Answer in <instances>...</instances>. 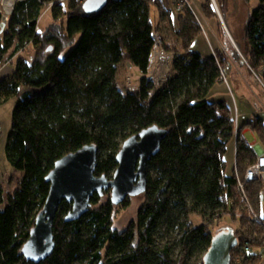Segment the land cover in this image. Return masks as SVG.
Returning <instances> with one entry per match:
<instances>
[{
  "label": "trees",
  "instance_id": "1",
  "mask_svg": "<svg viewBox=\"0 0 264 264\" xmlns=\"http://www.w3.org/2000/svg\"><path fill=\"white\" fill-rule=\"evenodd\" d=\"M86 1L22 0L0 34V67L34 49L31 61L18 58L13 75L0 80V106L18 100L5 151L22 174L8 200L0 184V206L7 203L0 210V264H203L214 238L211 230L225 219L238 225L239 243L230 264H261L264 181L247 180L258 157L243 131H252L264 148V119L237 126L231 103L211 97L216 85L225 84L226 52L217 49L204 57L193 50L203 30L185 10L177 19L175 41H163L164 51L174 54L170 79L152 96L147 77L155 47L151 7L160 10L162 19L172 11L161 0H107L99 11L87 12ZM226 1L217 0L220 12ZM45 9L53 22L41 33L38 23ZM201 13L218 23L223 39L226 32L211 0L201 5ZM246 39V67L264 84V0L250 15ZM234 55L240 59L237 51ZM125 62L142 73L135 91L124 92L118 85ZM151 126L168 135L147 165L137 219L121 231L114 227L120 206L110 191L94 196L87 215L76 222L66 221L73 205L64 201L53 226L55 250L44 261L29 260L23 247L45 206L47 178L56 163L96 145L95 176L112 178L123 143ZM232 145L236 155L228 163ZM130 199L121 205L129 207ZM194 216L202 220L199 227Z\"/></svg>",
  "mask_w": 264,
  "mask_h": 264
},
{
  "label": "water",
  "instance_id": "2",
  "mask_svg": "<svg viewBox=\"0 0 264 264\" xmlns=\"http://www.w3.org/2000/svg\"><path fill=\"white\" fill-rule=\"evenodd\" d=\"M18 2L22 0H18L15 7ZM106 3L107 0H87L85 8L87 12H96ZM214 7L218 10L216 3ZM13 11L10 15L4 12L0 34L6 29ZM167 135L165 129L151 126L139 132V135L130 137L118 153V169L112 178L95 176L99 152L96 145H86L83 149L62 157L47 178L51 185L49 195L30 232L29 240L23 247L26 257L41 262L53 253V226L64 201L73 205L66 221L76 222L87 215L92 206L91 199L96 195L104 196L110 191L111 200L116 206H120L128 198L141 196L146 191L148 182L147 165L160 152L162 141ZM211 242L203 264H230L232 253L239 243L235 231L229 229L218 233Z\"/></svg>",
  "mask_w": 264,
  "mask_h": 264
},
{
  "label": "rangeland",
  "instance_id": "3",
  "mask_svg": "<svg viewBox=\"0 0 264 264\" xmlns=\"http://www.w3.org/2000/svg\"><path fill=\"white\" fill-rule=\"evenodd\" d=\"M61 2L67 5V0H61ZM215 3L218 7L217 0H215ZM200 5L201 0L197 2V5H195L192 0V8H194L197 15L196 19H199L198 21L200 22V27L203 30L202 36L195 40L193 50L201 53L202 55H206V57H211L212 55L214 56L217 49L224 53L226 52L227 56L231 55V62L230 59H228L229 67L225 73L227 77L225 79V84H223L225 98L228 99L231 105L235 108L236 117L238 119L243 111H246L248 114L253 113L254 111L257 117L264 118V86L259 82L256 76L253 75V73L252 75L251 73H249L250 76L248 77L244 76L247 75L246 73H248L246 67L247 63L245 62V60L250 54L249 41L246 39V30L251 13L259 7V0H251L250 3H246L244 2V0H227L223 5L221 12L219 7L218 10L216 8L217 17L219 19L218 22L221 23L222 28L225 29L226 32V36H224L223 39H221V33L217 27L218 23L216 22L217 24H214L213 22H208L207 20H205L197 8ZM172 9L173 11L171 12V14L173 16V19L176 21V23H178L177 19L179 17V14L176 12V9ZM152 10L151 21H153L154 27L156 28L157 24H159L160 22L159 10L154 7L152 8ZM52 19L53 18L50 9H45L38 23V31L41 33L46 32V30L53 22ZM209 26L212 30L215 31L216 36L218 37L220 42L215 39L216 37L214 33L209 30ZM159 35L161 36V34ZM230 49L232 51L231 54L229 52ZM33 50L34 49L32 48V46H30L27 48V50L24 51V53H21L18 57L13 59V61H5L0 67V80H2L4 77L13 75V71L18 62V58H23L24 60L26 59L28 61H31ZM236 51L240 56L239 60L234 56ZM241 62L245 63V68L241 65ZM121 67L122 68H120V71L117 75L118 85L120 89L124 92L128 90H137V88L140 87L142 79V73L140 72V70L137 67L133 68L130 65L126 66V62ZM169 67L170 66H168V68ZM238 70L240 71L238 72L240 73V75H238L237 78L234 79V81L236 82L235 83L233 81V78L231 77L230 71L237 72ZM159 82H161V80H159ZM17 101V98H15L0 106V184H2L4 195H6V200H8L10 196H12L13 192L18 188L20 184L19 182L22 179V174L20 172H16L11 166L10 162L7 161L5 151L6 143L8 141L7 138L9 132L12 130V114ZM252 138L253 135L251 132L247 136V139L251 142ZM258 151H260L261 153L264 152L261 148H259ZM232 155V147H230L229 154L227 156L228 163L232 161ZM130 201L131 203L129 207L124 208L122 205H120V207L117 208L114 212L113 224L114 227L119 231L127 228L132 220L137 219L139 213L138 211L143 202L140 196L131 197ZM6 207L7 203H4L0 206V210H4L6 209ZM192 221L197 227L202 224V220L200 219V217L198 218L194 216L192 217ZM229 229L236 232L238 229V225L234 224V222H232L230 219H225L221 221L220 224L213 227L211 231H213V235L214 237H216L218 233L227 232ZM261 264H264V259L261 261Z\"/></svg>",
  "mask_w": 264,
  "mask_h": 264
},
{
  "label": "built area",
  "instance_id": "4",
  "mask_svg": "<svg viewBox=\"0 0 264 264\" xmlns=\"http://www.w3.org/2000/svg\"><path fill=\"white\" fill-rule=\"evenodd\" d=\"M212 2L214 4L215 0H212ZM172 6L174 9H176V12L178 14L183 13V11L185 10H189L192 11L194 16L197 18L195 10L194 8H192V0H172ZM154 40L155 47L152 54L153 57L148 71L149 76L147 75V77H149V79L153 83L154 89L151 92L152 96L158 94L170 79V73L172 69L171 63L174 57V54H167L166 52H164V44L162 43V37L158 33L154 35ZM168 66L170 67L168 68ZM255 76L261 83L259 77L256 74ZM159 80H161V82H159ZM254 150L256 151L258 157V163L252 166V168L248 171L247 180L249 182H253V180L264 181V152L261 153L256 148ZM242 189L243 185L240 186V190ZM246 250H248V247H246ZM260 251L262 254H264V248H262Z\"/></svg>",
  "mask_w": 264,
  "mask_h": 264
},
{
  "label": "crops",
  "instance_id": "5",
  "mask_svg": "<svg viewBox=\"0 0 264 264\" xmlns=\"http://www.w3.org/2000/svg\"><path fill=\"white\" fill-rule=\"evenodd\" d=\"M162 1V3H163V6H164V8L165 9H169V10H171V11H173V6H172V0H161ZM198 1H200V0H193V2H194V4L195 5H197V2ZM205 2V0H201V5L203 4ZM201 5L199 6V7H197L198 8V10H199V12L201 13ZM157 8V7H155V6H152L151 7V15H152V8ZM157 10H159L158 8H157ZM181 14V13H180ZM179 14V15H180ZM171 16H168V17H166L165 19H162L161 18V12H160V10H159V17H160V22H159V24H157V27L155 28L154 27V24H153V28H154V35L155 34H161V36H162V39H163V41L165 42V43H170L171 41H174L175 40V33H176V31H177V29L179 28V23H176V21L173 19V16H172V14H170ZM201 15H202V13H201ZM152 23H153V21H152ZM217 24V23H216ZM170 26V27H169ZM209 30H211L213 33H214V35H215V39L218 41V42H220L219 41V39H218V37L216 36V33H215V31L214 30H212L211 29V27L209 26ZM170 31H172V32H170ZM223 46V45H222ZM219 50V49H218ZM196 52V51H195ZM213 52V51H212ZM230 54H231V49H230ZM202 55V54H201ZM202 56H204V57H206V55H202ZM231 56V55H230ZM230 56L228 55V58L230 59ZM235 56V55H234ZM230 62H231V59H230ZM245 63L244 62H241V65L242 66H244V68H245V65H244ZM128 65H130V66H132L133 68H134V66L131 64V63H129V62H126V66H128ZM122 66V65H121ZM120 66V68H122ZM246 70V69H245ZM120 71V70H119ZM233 71V70H232ZM238 72H240L239 70L237 71V72H231L230 71V74H231V77L233 78V81H234V79H236L237 78V76L238 75H240V73H238ZM247 72L248 73H246L247 75H244V76H246V77H248V76H250V71H249V69L247 68ZM251 75H252V73H251ZM226 77H227V75H226ZM235 82V81H234ZM236 83V82H235ZM224 89H223V85H216V87L212 90V93H211V97L214 99V100H216V99H218V100H221V99H226L225 98V94H224ZM226 100H228V99H226ZM248 105V104H247ZM249 106V105H248ZM255 117H257L256 116V113L253 111V113H250V114H248L246 111H243L242 112V114H241V116H239V119L237 118V124L238 125H243V124H245V123H248L251 119H253V118H255ZM258 118H260V117H258ZM264 119V118H263ZM252 131H250L249 129H246V130H244L243 131V135H244V137H245V139L246 140H248L247 139V136L251 133ZM252 135H253V138H252V141L250 142L249 140H248V142H249V144H250V146H251V148H252V150H254L255 148L258 150L259 148H261V149H263V151H264V148L262 147V145H261V143H260V141L257 139V137H256V135L252 132ZM232 147V152H233V155H232V159L234 160L235 159V155H236V152H235V145H232L231 146ZM255 151V150H254ZM255 153H256V151H255ZM257 155V154H256ZM264 212V211H263Z\"/></svg>",
  "mask_w": 264,
  "mask_h": 264
},
{
  "label": "bare ground",
  "instance_id": "6",
  "mask_svg": "<svg viewBox=\"0 0 264 264\" xmlns=\"http://www.w3.org/2000/svg\"><path fill=\"white\" fill-rule=\"evenodd\" d=\"M18 0H4L3 2V8L6 14L10 15L11 12L13 11L14 7H15V3Z\"/></svg>",
  "mask_w": 264,
  "mask_h": 264
}]
</instances>
